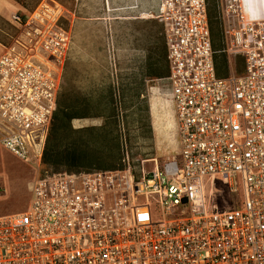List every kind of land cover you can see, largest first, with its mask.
I'll return each instance as SVG.
<instances>
[{
  "label": "built area",
  "instance_id": "1",
  "mask_svg": "<svg viewBox=\"0 0 264 264\" xmlns=\"http://www.w3.org/2000/svg\"><path fill=\"white\" fill-rule=\"evenodd\" d=\"M156 1L178 150L137 172L41 169L70 35L10 15L23 51L0 55V146L34 179L25 210L0 216V264H264V0H213L226 77L208 0Z\"/></svg>",
  "mask_w": 264,
  "mask_h": 264
},
{
  "label": "rangeland",
  "instance_id": "2",
  "mask_svg": "<svg viewBox=\"0 0 264 264\" xmlns=\"http://www.w3.org/2000/svg\"><path fill=\"white\" fill-rule=\"evenodd\" d=\"M212 1L208 0V5ZM10 2L26 10L19 14L45 13L49 16L46 24L53 20L70 35L58 100L80 108L90 118L72 120L62 129L57 135V151L93 158L87 165L91 168L81 171L98 170L99 165L123 169L129 163L137 172L141 167L149 170L154 164L160 166L176 156L178 146L167 82L147 75L146 61L161 29L156 20L147 16L155 12L156 0ZM19 35L8 11L0 13V54L12 46L23 51L16 44ZM149 160L153 161L145 162ZM43 169L80 172L64 165ZM33 179V167L0 146V216L25 210ZM215 193L219 207L228 208L232 197L225 187L219 185Z\"/></svg>",
  "mask_w": 264,
  "mask_h": 264
},
{
  "label": "trees",
  "instance_id": "3",
  "mask_svg": "<svg viewBox=\"0 0 264 264\" xmlns=\"http://www.w3.org/2000/svg\"><path fill=\"white\" fill-rule=\"evenodd\" d=\"M207 19L211 34V42L213 49V60L218 77H226L229 74V63L224 53V46L222 43L221 30L217 18V12L213 1L207 6ZM159 38L154 49L150 52L147 61V75L152 79H165L168 76V67L166 61V47L162 34V29L158 30ZM241 65V61L237 59ZM90 118L80 108L66 104L63 100H58L57 110L51 121L49 134L46 140L41 168L50 166L64 165L69 170H80L81 168H91L90 165L93 158L80 154H68L64 151H57V135L59 132L70 125V122L75 119ZM97 159V158H96ZM98 170H115L113 166H96ZM44 170V169H43ZM81 171V170H80ZM89 171V170H86ZM72 172V171H68ZM79 172V171H76Z\"/></svg>",
  "mask_w": 264,
  "mask_h": 264
},
{
  "label": "crops",
  "instance_id": "4",
  "mask_svg": "<svg viewBox=\"0 0 264 264\" xmlns=\"http://www.w3.org/2000/svg\"><path fill=\"white\" fill-rule=\"evenodd\" d=\"M6 10L8 11L9 16L11 14L17 13L18 11H23V13L26 12V10L23 7H19V6L15 5L14 3L10 2V0H0V13L5 15ZM0 50H1V48H0ZM173 122H174V120H173Z\"/></svg>",
  "mask_w": 264,
  "mask_h": 264
},
{
  "label": "bare ground",
  "instance_id": "5",
  "mask_svg": "<svg viewBox=\"0 0 264 264\" xmlns=\"http://www.w3.org/2000/svg\"><path fill=\"white\" fill-rule=\"evenodd\" d=\"M254 1H255V0H254ZM47 17H48V16H47ZM152 161H153V160H149V161H145V162H152ZM25 181H26V180H25ZM28 182H29V181H28ZM24 185H25V184H24ZM24 185H23V186H24ZM23 186H22V187H23Z\"/></svg>",
  "mask_w": 264,
  "mask_h": 264
}]
</instances>
